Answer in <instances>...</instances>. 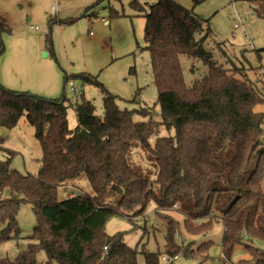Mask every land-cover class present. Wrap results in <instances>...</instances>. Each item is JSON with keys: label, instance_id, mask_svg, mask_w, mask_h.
Wrapping results in <instances>:
<instances>
[{"label": "trees", "instance_id": "trees-1", "mask_svg": "<svg viewBox=\"0 0 264 264\" xmlns=\"http://www.w3.org/2000/svg\"><path fill=\"white\" fill-rule=\"evenodd\" d=\"M232 1L248 2L264 21V0ZM131 4L146 19V49L161 122L135 121L133 112L119 108L116 96L104 88L101 117L93 102L83 97L48 98L12 90L0 81V127L13 128L25 116L42 147L37 175L12 168L10 159L0 160V245L19 237L16 215L22 202L30 203L37 217L26 249L15 259L0 255V264H138V250L125 243L122 232L109 235L105 225L124 210L133 211L128 216L144 211L151 200L158 210L177 207L187 217L191 233L210 229L208 224L193 230V221L217 213L225 228L224 259L244 247L255 264H264V251L248 242L252 237L264 239V112L255 110L264 103L258 86L264 87V66L258 68L260 73L255 70V81L247 71L220 64L204 46L210 28L197 37L203 18L175 0H156L148 7L140 0ZM5 26L0 17V33ZM2 51L0 40V56ZM181 54L208 67L192 86L185 83ZM69 107L77 113L74 129L68 126ZM161 124L174 134L158 136L152 148L150 138ZM137 145L158 166L156 190L130 159ZM82 177L88 178L94 193L79 191L59 198L61 186ZM109 191L120 195L117 205L105 202ZM166 229L170 258L181 252L196 256L176 242L173 221ZM40 251L46 254L43 262ZM143 254L145 264H160L159 252Z\"/></svg>", "mask_w": 264, "mask_h": 264}, {"label": "rangeland", "instance_id": "rangeland-1", "mask_svg": "<svg viewBox=\"0 0 264 264\" xmlns=\"http://www.w3.org/2000/svg\"><path fill=\"white\" fill-rule=\"evenodd\" d=\"M132 1L0 0V17L6 23V29L0 33L3 46L0 56L1 83L12 90L28 91L48 98L66 96L72 101H81L83 97L93 102L96 114L101 117L104 116V88L116 96L119 108L133 112L135 121L153 119L161 122L158 90L146 49V19L143 13L132 7ZM155 1L140 0V4L148 7L147 3ZM175 1L203 18V31L197 37L205 36L210 28L204 46L220 64L247 71L251 79L257 80L255 70L264 66V21L254 14L248 2ZM235 21L241 23L239 29L233 28ZM179 57L187 86H192L208 72L202 60L186 54ZM81 75L88 76L92 82L85 81ZM258 86L264 92V87L261 84ZM136 95L137 99L133 100ZM255 110L264 112V103L256 105ZM67 120L70 129L77 127V113L72 107L67 110ZM172 134L174 129L169 130L161 124L158 133L150 138L151 147L154 148L158 136ZM0 137L3 138L0 160L10 159L11 167L23 174L39 173L42 147L34 127L25 116L13 128L0 127ZM130 159L150 177L151 188L156 190L158 166L153 158L137 145L131 148ZM79 191L94 193L87 177L61 186L59 198L65 199ZM8 194L6 189L4 195ZM119 200L120 195L110 191L105 197V202L113 205H117ZM128 214H133V211L124 210L109 218L105 230L109 235L124 234L125 243L138 250V264H145L143 250L167 255L166 224L172 221L176 224V242L196 256L181 252L168 262L159 260L160 264H255L244 247L235 249L230 260L224 259L222 241L225 228L215 212L213 216L193 221V230L211 224L210 229L204 227L207 229L199 233L187 230V217L177 207L158 210L153 200L144 211L134 216ZM16 219L19 237L0 245L2 257L15 259L19 252L26 249L28 236L37 224L33 206L28 202L20 204ZM248 242L264 251V239L252 237ZM206 244L209 245L207 250L201 253ZM38 259L40 262L46 259L44 251L39 252Z\"/></svg>", "mask_w": 264, "mask_h": 264}, {"label": "built area", "instance_id": "built-area-1", "mask_svg": "<svg viewBox=\"0 0 264 264\" xmlns=\"http://www.w3.org/2000/svg\"><path fill=\"white\" fill-rule=\"evenodd\" d=\"M33 29H36V30H38V27L37 26H31ZM241 27V23L239 22V21H235L234 23H233V28L234 29H239ZM245 32V31H244ZM71 83V85H73V83L72 82H70ZM72 90H76L74 87H72ZM171 259H173V258H170V257H168L167 255H162L161 256V261H163V262H168V261H170Z\"/></svg>", "mask_w": 264, "mask_h": 264}, {"label": "water", "instance_id": "water-1", "mask_svg": "<svg viewBox=\"0 0 264 264\" xmlns=\"http://www.w3.org/2000/svg\"><path fill=\"white\" fill-rule=\"evenodd\" d=\"M46 55V53H44Z\"/></svg>", "mask_w": 264, "mask_h": 264}]
</instances>
